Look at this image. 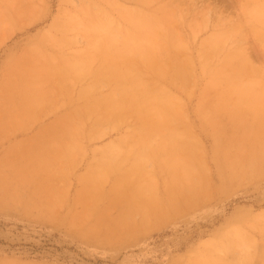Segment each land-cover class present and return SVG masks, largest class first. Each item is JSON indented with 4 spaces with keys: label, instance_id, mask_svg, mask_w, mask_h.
Segmentation results:
<instances>
[{
    "label": "rangeland",
    "instance_id": "obj_1",
    "mask_svg": "<svg viewBox=\"0 0 264 264\" xmlns=\"http://www.w3.org/2000/svg\"><path fill=\"white\" fill-rule=\"evenodd\" d=\"M237 262L264 264V0H0V264Z\"/></svg>",
    "mask_w": 264,
    "mask_h": 264
},
{
    "label": "bare ground",
    "instance_id": "obj_2",
    "mask_svg": "<svg viewBox=\"0 0 264 264\" xmlns=\"http://www.w3.org/2000/svg\"><path fill=\"white\" fill-rule=\"evenodd\" d=\"M174 44H175V43H173V45H174ZM173 45H172V47L174 48L175 46H173ZM94 47H95V46H94ZM149 49H150V48H149ZM93 50H94V49H93ZM95 50H96V49H95ZM96 51H97V50H96ZM152 51H153V50H152ZM152 51H151V52H152ZM88 52H89V51H88ZM94 54H95V53H94ZM152 54H154V52L151 53V56H150V57L152 58V56H153V58H155V56L152 55ZM89 55H90V54H89ZM144 55H146V54L144 53V50H143V53H141V55H138V56H141V57L143 56V58H144ZM87 56H88V55H87ZM138 56H136V60L134 59L135 62L137 61V59H138L137 57H138ZM141 57H140V58H141ZM73 58H75V57H73ZM88 58L90 59V57H88ZM80 59H81V58H80ZM82 59H84V58H82ZM82 59H81L80 61H85V60H82ZM106 59H107V58H106ZM106 59H105V60H106ZM141 59H142V58H141ZM141 59H138V61L136 62V64H137L139 61H140V63H141V62L143 61V60H141ZM72 60H73V59H72ZM154 60L156 61V59H154ZM154 60H152L153 63L155 62ZM76 61H77V58L74 59V63H73V64H71V63L69 62L70 65L67 67V71H68V70L71 71V72L74 71V72H76V74H78V73L80 72V71H78V70H81L82 68L80 69V67H81L82 65H84V64H83V62H78V61H77V62H78V63H77ZM66 62H67V61H66ZM87 62H88V61H87ZM118 62H119V61H116L117 65H119ZM85 63H86V61H85ZM142 63H143V62H142ZM155 63L157 64V61H156ZM78 64H82V65L79 66ZM87 64H88V63H86V65H84V69L86 68ZM144 64H145V63H144ZM158 65H160V64H157V73L159 74L160 72H158ZM134 66H135V67H133V65H132V67H131V71H132L133 68H136V67H137V65H134ZM166 66H167V65H166ZM153 67L155 68V66H153ZM160 67L162 68L163 66L160 65ZM160 67H159V69H160ZM164 67H165V66H164ZM164 67H163V69L165 70L166 68H164ZM181 67L183 68V66H181ZM136 69H138V70H135V71H138V73H139L140 75H142L143 72H142L141 70H140V71H141V72H140L138 67H137ZM60 70H61V69H58V70H57V71H58V74H57V75H59V76H61V74H62V75L64 74V71H60ZM183 70H184V68H183ZM77 71H78V72H77ZM155 71H156V69H155ZM178 71H179V70H178ZM53 72H56V71H53ZM61 72H62V73H61ZM74 72H73V73H74ZM132 72H133V71H132ZM138 73H137V74H138ZM74 74H75V73H74ZM131 74H132V73H131ZM52 75H53V73H52ZM52 75H51V77H52ZM123 75H124V74H122V75H121V74H117L116 76L119 77L120 79L131 80L132 85H130L131 87H130V93H129V94L134 95V92H135V91H134V89H135V88H134V87H135V81H136V80L138 81V79H137V75H136V77H134V78H136V79H134V78L129 79V77H127V76H125V75L123 76ZM160 75H161V74H160ZM53 76H54V75H53ZM143 76H144V75H143ZM145 76H146V75H145ZM148 76H149V75H148ZM140 79H141V78H140ZM140 79H139V80H140ZM148 80H150V79H148ZM151 80H152V79H151ZM140 81H141V80H140ZM226 83H227V82H226ZM140 84H141V82H140ZM140 84H139V85H140ZM36 85H37V84H36ZM95 85H96V84H95ZM136 85H137V84H136ZM139 85H138V86H139ZM226 86H227V85H226ZM36 88H37V87H36ZM36 88H34V90H35ZM92 88H93V86H92ZM156 89L158 90V88H155V91L152 93V94H153V97H151V95H149L148 100H147V101H149L150 99L155 98L154 100H152L153 104H154V101L156 100V97H157V96H159L160 99L162 98V97H160V96H162V95L164 96V93H163V94L160 93V92H161V91H160V87H159V90H158V91H157ZM123 90H124V89H123ZM231 90H232V89H231ZM159 91H160V92H159ZM162 91H163V89H162ZM233 91H234V90H233ZM33 92H34V91H33ZM156 92L158 93V95L156 94ZM39 93H40V92H39ZM39 93H38V94H39ZM36 94H37V93H36ZM112 94H113V93H111V95H112ZM154 94H155V95H154ZM41 95H42V94H40V96H41ZM111 95H110V96H111ZM38 96H39V95H38ZM38 96H36L37 100H38ZM114 96H115V95H114ZM227 96H228V95H227ZM164 97H166V96H164ZM168 97H169V96H168ZM168 97H167V99H169V98L171 97V95H170L169 98H168ZM225 97H226V96H225ZM109 98H110V97H109ZM149 98H150V99H149ZM160 99H159L158 102L155 103V106L160 105V104L163 105V102H162V101L167 100L166 98H163L164 100H163V99L160 100ZM37 100H36V101H37ZM102 100H103V99H102ZM170 100H171V98H170ZM147 101H145V102H147ZM157 103H158V104H157ZM165 103H166V102H165ZM167 103H168V102H167ZM167 103H166V104H167ZM170 103H171V102H170ZM99 104H100V103H99ZM153 104L151 103V105H153ZM156 104H157V105H156ZM171 104H172V103H171ZM95 105H96V104H95ZM96 106H97V105H96ZM166 106H168V104H167ZM171 106H172V105H171ZM82 107H83V106H82ZM82 107H80V111H83V110L81 109ZM115 107H117V106H115ZM151 107L153 108V106H151ZM151 107H150V109H152ZM109 108L112 109V107H109ZM113 108H114V107H113ZM158 108H159V107H158ZM170 109H171V108H170ZM172 110H173V109H172ZM80 111H79V112H80ZM160 111H162V114L164 115V117H165V115L168 116V114H169V111H168V108H167V107H166V108H165V107H162ZM73 114H74V112H73ZM153 123H156V122L153 121ZM156 124H158V123H156ZM162 125H163V123H162ZM220 135H221V134H220ZM254 140H255V138H254ZM254 140H253V141H254ZM256 140H257V139H256ZM196 143H197V139H196ZM253 144H256V143H253ZM242 149H243V148H242ZM241 151H242V150H241ZM127 152H128V151H127ZM128 153H129V152H128ZM142 153H143V152H142ZM142 153H140V154H142ZM143 155H144V153H143ZM143 155L141 156V159L144 158ZM146 155H148V157L150 156V154H148V153H146ZM244 155H245V154H244ZM248 156H249V155H248ZM138 157H139V156H138ZM148 157H147V158H148ZM250 157H251V156H250ZM248 158H249V157H248ZM250 159H251V158H250ZM143 160H145V159H143ZM239 160H240V159H238V161H239ZM138 161H139V160H138ZM249 161H250V160H249ZM140 162H142V164H143V161H142V160H141ZM234 162H235V161H234ZM137 163H138V162H137ZM238 163H239V162H238ZM240 163H241V161H240ZM142 164H141V165H142ZM133 165H135V164H133ZM234 165H235V164H234ZM240 165H241V164H240ZM238 166H239V165H238ZM242 166H244V165L242 164V165H241V168H242ZM133 167H134V166H133ZM136 167H138V169H137V168H136V169L139 170V167H140V166H138V165L136 164ZM134 168H135V167H134ZM239 168H240V166H239ZM241 168L239 169L240 171H241ZM131 169H133V168H131ZM242 169H243V168H242ZM137 170H135V171L137 172ZM233 170H234V169H233ZM126 171H127V170H126ZM131 171H132V173L134 172L133 170H131ZM142 171H143V170H142ZM130 173H131V172H130ZM137 173H138V172H137ZM140 173H142V172H140ZM238 173H239V171H238ZM238 173H237V174H238ZM248 173H249V172H248ZM144 174H145V173H144ZM243 174H244V173H243ZM241 175H242V173H241ZM244 175H245V174H244ZM140 176H141V175H140ZM242 176H243V175H242ZM124 178H125V176H124ZM139 178H140V177H139ZM128 179H129V178H128ZM128 179L125 178V180H127V181L124 180V181L126 182V184H128L130 181L132 182L131 179H130L129 182H128ZM142 180H143V179H142ZM137 181H138V180H137ZM121 182H122V180H121ZM136 183H137V182H136ZM136 183H135V185H136ZM141 183H143V182H141ZM143 185L146 186V184H143ZM147 185H148V184H147ZM91 187H92V186H90V189H91ZM136 187H137V186H136ZM138 187H139V185H138ZM148 187H149V186H148ZM92 188H94V187H92ZM115 188H116V187H115ZM87 189H88V188H87ZM137 189H138V188H137ZM137 189H136V190H137ZM139 189H140V188H139ZM142 189L145 191V189H144L143 187H142ZM142 189H141V190H142ZM146 189L148 190L149 188H147V186H146ZM191 189H192V188H191ZM191 189L189 188V190H191ZM91 190L94 191L95 189H91ZM141 190H140V191H141ZM147 190H146V191H147ZM149 191H150V190H149ZM149 191H147V192H149ZM185 191H186V189H185ZM133 192H134V191H133ZM187 192H188V191H187ZM135 193H137V192H135ZM170 193H171V192H170ZM192 193H193V192H192ZM131 194H132V193H131ZM131 194H128V195H131ZM138 194H139V193H138ZM140 194H141V193H140ZM184 194H185V193H184ZM134 195H135V194L132 195L133 198L135 197ZM171 195H172V194H170V196H171ZM187 195H188V194H187ZM146 196H148V195H146ZM193 196H195V195H193ZM18 197H19V196H18ZM18 197H16V198L18 199ZM132 197H131V198H132ZM136 197H137V195H136ZM148 197H150V195H149ZM148 197H147V198H148ZM171 197H172V196H171ZM150 198H151V197H150ZM175 198H177V197L175 196ZM187 198H188V197H187ZM187 198H186V200H187ZM29 199H30V198H29ZM125 199H126V198H125ZM128 199H129V198H128ZM151 199H152V198H151ZM155 199H156V197H155ZM182 199H184V198H182ZM190 199H191V198H190ZM30 200H32V199H30ZM131 200H133V199H131ZM152 200H154V199H152ZM17 201H18V200H17ZM32 201H33V200H32ZM32 201H30V203H32ZM142 201H143V200H142ZM145 201H147V200H145ZM196 201H197V200H196ZM132 202H133V201H132ZM135 202H136V201H135ZM148 202L152 203V201H150V200H149ZM153 202H154V204L156 203L155 200H154ZM187 202H188V201H187ZM192 202H193V201H192ZM192 202H191V203H192ZM33 203H34V201H33ZM185 203H186V202H184V204H183L184 206H186V204L189 205V204H188L189 202L186 203V204H185ZM131 204H132V203H131ZM133 204H134V202H133ZM156 204H157V203H156ZM27 205H28V204H27ZM136 205H137V204H136ZM190 205H191V204H190ZM30 206H31V204H30ZM144 206H145V205H144ZM153 206H156V205H153ZM158 206H159V209H158V210L161 211V209H160V206H161V205H158ZM134 207H135V206H134ZM156 207H157V206H156ZM139 208H140V206L138 207V205H137V210H138ZM153 208H154V207H153ZM131 209H132V208H131ZM142 209H143V208H142ZM165 209H166V208H165ZM150 210H151V208H150ZM156 210H157V208L154 209V211H156ZM158 210H157V212L160 214L162 211L160 212V211H158ZM166 210H167V209H166ZM145 211H146V212H145ZM134 212L136 213V209H135ZM143 212H145V213H144V217H145L146 215L149 216L148 214H146V213H148V212H147V206L145 207V210H144ZM165 212H166V211H165ZM141 213H142V212H141ZM158 213L154 212V214H157V216H158ZM166 213H167V212H166ZM128 215H129V214H128ZM135 215H137V214H135ZM166 215H167L166 217L168 218V214H166ZM147 216H146V217H147ZM159 217H160V216H159ZM148 218H149V217H147V221H146V223H147V222L149 223V219H148ZM154 218H155V215H154ZM156 218H157V217H156ZM124 220H125V219H124ZM133 220H134V218H133ZM158 220H159V219L156 220V221H157V224L159 223ZM128 221H130V220H128ZM115 222H117V221H115ZM126 222H127V221H126ZM141 222H142V221H141ZM142 223H143V222H142ZM144 223H145V221H144ZM154 224H155V223H154ZM141 226H143V225H141ZM146 226H147V225H146ZM133 227L135 228V225H133ZM127 228H128V230H129V227H128V226H127ZM134 228H133V229H134ZM140 228H141V227H140ZM146 228H147V227H146ZM118 229H119V228H118ZM137 229H138V228H137ZM144 229H145V227H144ZM135 230H136V228H135ZM120 232H121V231H120ZM234 234H235V233H234ZM235 235H236V234H235ZM116 236H117V235H116ZM129 236H130V235H128L127 237H129ZM236 236H237V235H236ZM243 236H244V234H243ZM208 243H210V242H208ZM206 245H207V244H206ZM209 245H210V244H209ZM209 245H208V246H209ZM240 253H241V252H240ZM253 256H254V255H253ZM236 260H237V259H235V261H236ZM251 260H252V259H251ZM195 261H196V260H195ZM232 261H234V260L232 259ZM235 261H234V263H235ZM239 261H240V259H238V262H239ZM214 262H215V261H214ZM238 262H237V263H238ZM196 263H197V262H196ZM210 263H211V262H210ZM212 263H213V262H212ZM231 263H232V262H231ZM238 264H240V263H238ZM245 264H248V263H245ZM249 264H250V263H249Z\"/></svg>",
    "mask_w": 264,
    "mask_h": 264
}]
</instances>
